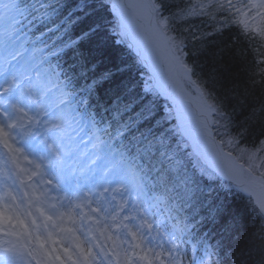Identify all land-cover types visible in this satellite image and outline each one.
Returning a JSON list of instances; mask_svg holds the SVG:
<instances>
[{"label":"snow or ice","instance_id":"obj_1","mask_svg":"<svg viewBox=\"0 0 264 264\" xmlns=\"http://www.w3.org/2000/svg\"><path fill=\"white\" fill-rule=\"evenodd\" d=\"M92 6L93 0H0V236L14 238L0 244V264H209L211 258V264H264V231L243 237L227 223L226 236L217 244L199 241L203 255L196 245L185 247L200 223L201 209L214 221L225 220V210L211 202L217 173L185 162L187 144L177 139L184 131L168 87L149 76L137 93L135 85L117 77L125 66L117 65L115 71L106 66L102 42L84 49L97 29L77 28ZM113 7L139 13L148 25L137 50L141 64L147 67L150 59H159L190 81L195 72L184 61L189 41L177 32L176 22L202 16L215 21L218 10L240 25L248 40L264 47V0H197L178 12H171L168 0H134ZM121 20L126 29L127 17ZM224 26L213 25L217 31ZM26 51L33 59L38 53L64 85L59 103L67 111L51 114L54 118L43 131L38 127L42 97L26 86L27 75L9 70L13 61L28 60ZM68 55L74 63L65 68L61 61ZM260 56L264 65V53ZM105 84L112 85L113 98L107 104L99 96ZM161 98L170 102L166 109ZM206 107L227 129V113L215 104ZM69 129H78L85 137L82 143L94 150L87 167L69 163L75 151L67 143ZM201 135H211L207 121ZM227 145L246 158L247 169L238 166L249 176L241 191L254 197V208L264 219V139L255 150L240 147L234 138ZM128 160L134 164L126 168ZM150 185L163 188L177 213L187 211L166 238L158 226L148 225L147 232H156L164 243H145L149 208L137 200ZM50 191L58 195L53 198Z\"/></svg>","mask_w":264,"mask_h":264},{"label":"trees","instance_id":"obj_2","mask_svg":"<svg viewBox=\"0 0 264 264\" xmlns=\"http://www.w3.org/2000/svg\"><path fill=\"white\" fill-rule=\"evenodd\" d=\"M195 2L197 0H168L171 12H178ZM203 2L206 3L207 0ZM89 13L79 29L92 26L97 31L83 46L84 49L92 50L102 42L107 51L106 66L112 67L114 71L117 65L125 66L126 71L118 72L117 77L135 85L136 92H140V77L136 75L128 55L119 51L107 32L101 31L107 14L95 7ZM165 15H170V12L166 11ZM214 15L215 21L208 16L194 17L189 22H176L175 28L188 38L187 62L194 69V77L215 106L227 113L229 128L239 137L241 144L255 148L264 139V80H261L264 65L259 63L264 47L259 41L248 40L240 25L232 24L224 13L216 10ZM220 24L225 26L217 31L216 27ZM202 33L208 34L203 41L199 38ZM111 88L112 85L105 84L101 89L102 96H106L109 103L113 98ZM211 202L225 210V220L217 218L214 221L209 213L207 216L211 222L204 220L206 208L200 210L197 220L201 227L203 225L210 233L215 234V243L226 236L225 223L232 226L236 235H261L263 229L260 220L255 219L258 215L248 198L215 182L212 185Z\"/></svg>","mask_w":264,"mask_h":264},{"label":"bare ground","instance_id":"obj_3","mask_svg":"<svg viewBox=\"0 0 264 264\" xmlns=\"http://www.w3.org/2000/svg\"><path fill=\"white\" fill-rule=\"evenodd\" d=\"M150 61L153 63V65L149 66L150 69L154 70L156 68H159V59L153 61L150 59ZM177 97L180 98L179 100L181 101L180 103V109L184 113H190V110L193 111L194 114H197L198 112L200 113H205V111H202V108L199 105V100L194 97L189 91L185 89V87L180 83V81H177ZM186 134L190 135L191 133L186 130ZM240 172V171H238ZM240 174V173H239Z\"/></svg>","mask_w":264,"mask_h":264},{"label":"water","instance_id":"obj_4","mask_svg":"<svg viewBox=\"0 0 264 264\" xmlns=\"http://www.w3.org/2000/svg\"><path fill=\"white\" fill-rule=\"evenodd\" d=\"M179 119H181L179 117ZM184 124H183V127H188L190 129H192L194 132H196L197 134H199L200 136L201 133H202V130H203V125L199 124V122H196V121H185L183 120ZM213 132L211 131V135L210 136H206V138H209L211 139V141H213L214 143V147L217 149L216 151V161H217V165H218V168H219V175L222 176V177H226L228 176V172H225L224 171V167H226L227 165V155L226 153L223 151L224 155H221L220 151H218V149H222L221 146L217 143V141L215 140L213 134ZM235 183H233L234 187L239 189L241 191V187L243 185H241V183L237 182V181H234ZM249 196V195H248ZM254 198V197H253Z\"/></svg>","mask_w":264,"mask_h":264},{"label":"rangeland","instance_id":"obj_5","mask_svg":"<svg viewBox=\"0 0 264 264\" xmlns=\"http://www.w3.org/2000/svg\"><path fill=\"white\" fill-rule=\"evenodd\" d=\"M20 70L23 71V72H25V70H26L25 66H22ZM179 76L181 77V79L183 78V76H182L181 73H179ZM183 79H184V78H183ZM219 124L222 125V124L220 123V121H219ZM222 129H223V128H222ZM223 132H224L225 134L228 133L227 130H224V129H223ZM233 138H234V137H231L230 135L227 134V135H226V143H227V140H229V139H233ZM234 139H236V138H234ZM236 140H237V139H236ZM183 142L187 144V147H186V148H188L189 151H190V153L195 157L196 164H199V167H204V168H206L205 165H203V163H202V153H201L200 149H199L197 146H195L193 143H191L190 141H188L189 143H187L185 140H183ZM228 147H229V146H228ZM240 147H242V146H240ZM229 149H230L231 151L236 150L237 153H238V155L242 158L240 152L237 150L236 147H232V148H229ZM261 155H264V153H262ZM241 160H242V164H241V165H243L244 169H247L248 165H247V163L245 162L246 158L244 157V159H241ZM243 174H244V178L249 179L248 173H247L246 171H243Z\"/></svg>","mask_w":264,"mask_h":264}]
</instances>
